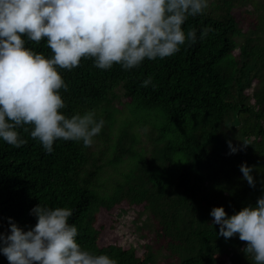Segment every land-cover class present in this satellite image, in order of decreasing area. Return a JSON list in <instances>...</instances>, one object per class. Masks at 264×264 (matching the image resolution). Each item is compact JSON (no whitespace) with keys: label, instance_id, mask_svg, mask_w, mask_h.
<instances>
[{"label":"trees","instance_id":"trees-1","mask_svg":"<svg viewBox=\"0 0 264 264\" xmlns=\"http://www.w3.org/2000/svg\"><path fill=\"white\" fill-rule=\"evenodd\" d=\"M248 4L245 29L233 8ZM183 29L197 31L196 43L166 59L127 71L82 59L60 70L64 113L93 110L104 126L90 147L59 140L50 154L22 129L20 148L0 140V233L7 218L33 227L38 204L69 207L81 247L118 264H252L246 242L217 236L210 212L223 206L230 216L264 194V0H209ZM28 46L51 55L43 41ZM149 76L155 88L141 87ZM119 90L127 98L120 106ZM228 141L249 145L229 154ZM242 163L254 166L255 188L243 180ZM123 204L147 215L139 228L153 225L156 246L145 243L138 254L109 234L113 223L99 225ZM0 264H9L3 254Z\"/></svg>","mask_w":264,"mask_h":264},{"label":"clouds","instance_id":"clouds-1","mask_svg":"<svg viewBox=\"0 0 264 264\" xmlns=\"http://www.w3.org/2000/svg\"><path fill=\"white\" fill-rule=\"evenodd\" d=\"M209 0H0V140L15 148L28 133L48 154L59 140L87 148L101 133L103 119L93 110L68 116L62 90L68 84L60 70L72 71L83 60L110 70L140 67L147 59L176 55L186 43L195 44L197 31H184L190 17L204 15ZM210 31L204 28L199 39ZM45 42L46 56L28 45ZM152 83L149 76L141 87ZM228 141L229 154L243 150ZM243 180L255 188L254 166L240 165ZM264 192V181H261ZM36 224L25 231L12 218L0 233V254L9 264H118L107 254L85 250L78 229L69 223L73 210L38 204L31 209ZM212 225L226 240L238 236L252 264H264V194L228 215L214 207Z\"/></svg>","mask_w":264,"mask_h":264},{"label":"rangeland","instance_id":"rangeland-1","mask_svg":"<svg viewBox=\"0 0 264 264\" xmlns=\"http://www.w3.org/2000/svg\"><path fill=\"white\" fill-rule=\"evenodd\" d=\"M211 1V0H210ZM254 6L252 4H248L247 6H236L233 8V12L235 15L239 17L242 21V26L246 29L247 24L249 23L246 20V17H250L249 12L253 11ZM251 89L248 90L251 93ZM120 99L116 100V105H121L127 100V98L123 95V91L119 90ZM124 209H117L115 211L114 217H109L106 215L100 216L104 218L106 216V220L99 225L104 226V230L108 229L109 224L113 223L112 230L109 231V234L116 235V239L120 242V244L128 247L134 246L137 250L138 254H141L144 251V244L151 243L152 245H157V243L153 242V225L148 228L140 229L147 215H142L141 217H137V214L140 211L138 206H129L128 204H123ZM146 236V237H145ZM157 249V248H156ZM163 253L165 251H160L158 254L159 260L162 259ZM228 262V261H227Z\"/></svg>","mask_w":264,"mask_h":264}]
</instances>
